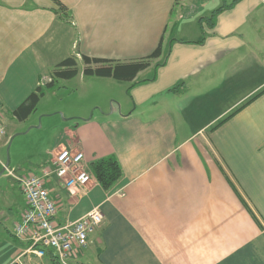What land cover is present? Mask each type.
Instances as JSON below:
<instances>
[{
	"label": "crops",
	"instance_id": "obj_1",
	"mask_svg": "<svg viewBox=\"0 0 264 264\" xmlns=\"http://www.w3.org/2000/svg\"><path fill=\"white\" fill-rule=\"evenodd\" d=\"M161 40L133 80L84 73L83 54L130 62ZM70 56L79 71L56 84L79 90L78 109L63 111L49 159L30 172L63 147L82 151L91 172L103 157L122 169L108 189L93 172L74 194L46 181L57 223L97 206L104 215L74 263L264 264V92L245 105L264 90V0H0L6 115ZM24 199L0 225V264H53L15 234Z\"/></svg>",
	"mask_w": 264,
	"mask_h": 264
},
{
	"label": "built area",
	"instance_id": "obj_2",
	"mask_svg": "<svg viewBox=\"0 0 264 264\" xmlns=\"http://www.w3.org/2000/svg\"><path fill=\"white\" fill-rule=\"evenodd\" d=\"M6 132L5 113L0 108V142ZM5 169L14 177L27 200V208L15 227V234L20 238L28 237L31 241L28 251L39 257L51 251L53 264H79L72 260L73 251L87 246L90 235L103 224L104 215L97 206L74 221L57 223V204L46 181L51 176L57 177L71 194L75 189L87 186L93 174L85 165L84 153L70 147L59 148L40 174H14L8 165Z\"/></svg>",
	"mask_w": 264,
	"mask_h": 264
},
{
	"label": "rangeland",
	"instance_id": "obj_3",
	"mask_svg": "<svg viewBox=\"0 0 264 264\" xmlns=\"http://www.w3.org/2000/svg\"><path fill=\"white\" fill-rule=\"evenodd\" d=\"M72 88L62 86L61 83L49 88L37 109L24 120L5 114L7 132L4 141L0 142V225L5 223L8 216L14 221L25 200L14 177L8 175L5 165L8 164L14 174L39 171L38 164L49 159L48 152L63 131V119L67 118L63 111L71 114L78 109L79 90L76 94ZM92 111L88 109L83 112L90 115Z\"/></svg>",
	"mask_w": 264,
	"mask_h": 264
},
{
	"label": "trees",
	"instance_id": "obj_4",
	"mask_svg": "<svg viewBox=\"0 0 264 264\" xmlns=\"http://www.w3.org/2000/svg\"><path fill=\"white\" fill-rule=\"evenodd\" d=\"M60 8L63 9V6L61 5ZM161 50H162V40L160 41L158 47L150 55H147L145 57L130 62H119L112 59L90 57L88 55L83 54L82 61L84 64V73L87 75L112 76L117 79L133 80V78L140 70H143L146 67H148L150 65L151 60L153 58L158 57L161 54ZM78 71H79V62L74 56H70L64 59L63 61L59 62L53 69L50 80L44 83L43 85L37 86V88L10 114L19 120L26 119L33 111L37 109L40 99L45 95L46 91L49 88L54 87L56 85L57 80L59 78H64V79L71 78L75 76L78 73ZM175 88L176 87H173L171 90H174ZM263 92L264 90L257 93L250 100H248L245 103V105L251 102L252 100L256 99ZM235 112L225 117L213 128H216L217 126L225 122ZM92 170L96 179L106 189L110 188L122 175L121 166L115 157H103L97 159L92 163ZM231 183L233 184L232 181ZM233 187L237 192V194L239 195V197L241 198L244 205L251 211L257 222L261 225L260 221L254 214V212L251 210L244 197L239 193L238 189L235 187L234 184Z\"/></svg>",
	"mask_w": 264,
	"mask_h": 264
},
{
	"label": "water",
	"instance_id": "obj_5",
	"mask_svg": "<svg viewBox=\"0 0 264 264\" xmlns=\"http://www.w3.org/2000/svg\"><path fill=\"white\" fill-rule=\"evenodd\" d=\"M6 165H8V164H6Z\"/></svg>",
	"mask_w": 264,
	"mask_h": 264
}]
</instances>
